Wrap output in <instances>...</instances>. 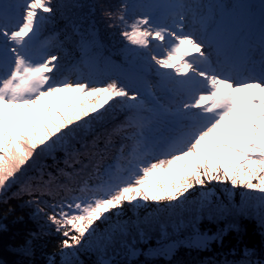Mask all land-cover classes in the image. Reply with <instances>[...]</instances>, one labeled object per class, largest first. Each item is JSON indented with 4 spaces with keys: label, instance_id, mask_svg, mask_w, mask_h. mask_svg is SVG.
<instances>
[{
    "label": "snow or ice",
    "instance_id": "snow-or-ice-1",
    "mask_svg": "<svg viewBox=\"0 0 264 264\" xmlns=\"http://www.w3.org/2000/svg\"><path fill=\"white\" fill-rule=\"evenodd\" d=\"M70 2L0 0L4 215L16 212L11 200L23 201L61 237L62 257L94 249L98 264H109L104 255L117 244L138 255L128 238L146 232L139 219H122L129 210L153 201L150 224L190 203L204 208L214 193L202 189L213 181L243 189L237 211L251 207L264 220V0H93L90 15L127 41L124 62L102 54L94 24L80 32L69 21L65 41L79 55L65 64L67 51L41 35ZM118 113L123 122L100 133ZM213 238L197 233L195 242ZM32 239L20 248L26 255Z\"/></svg>",
    "mask_w": 264,
    "mask_h": 264
},
{
    "label": "trees",
    "instance_id": "trees-1",
    "mask_svg": "<svg viewBox=\"0 0 264 264\" xmlns=\"http://www.w3.org/2000/svg\"><path fill=\"white\" fill-rule=\"evenodd\" d=\"M92 2L93 0H71L68 6L61 10L63 16L57 13L53 23L48 25L43 31L41 40L51 38L55 43L61 44L68 53L64 60V63L67 64L70 57L79 55L78 52H75L73 46L65 41V35L71 31L69 21L78 25L77 30L80 32H86L94 24L93 30L96 32V39L102 45L100 49L102 54L116 63H123L122 49L127 45V41L119 34V29L109 27L99 12L90 15L89 4ZM111 2L117 3L118 0H111ZM75 39L76 37L73 35V40ZM153 43L156 42L153 41ZM52 50L56 51L55 48ZM72 78H76L75 74H72ZM107 106L106 104L105 107ZM123 120L124 115L118 113L115 120L109 122L106 126L98 127V131L103 133L105 127L110 129L113 125L122 123ZM117 143H119V140H117ZM99 146L103 148V141L100 142ZM42 163L49 165L50 167L46 170L55 174V165L51 158L43 160ZM105 163H113V160L109 158ZM59 167H64L62 161L59 163ZM222 187L233 190L230 180L227 185L213 181L208 185V188L202 189H213L215 193L219 192L222 194V199H218L221 201L218 205L228 210L226 211V217L219 224L226 228L225 233L220 238L210 241L206 247L197 246L195 236L197 233L204 236L213 234L214 230L217 232V224L213 223L205 215L200 217V219H195L194 215H192L194 218L187 214L178 215L182 213H174L171 216H167L162 214V212L148 225L142 221L141 227L146 232L143 240L137 231L133 232V235L128 238L129 243L133 239L136 240L135 247L138 250V255L129 259L125 256L124 250L117 244L113 249L108 250L104 255V259L109 261V264H246V262L264 264L263 230L250 217L242 213L236 215V209L243 205L241 196L237 192L236 198L231 200L228 196L226 197ZM199 189L200 186L197 185V188L192 189L188 195L195 192L196 196H193V200L198 199ZM22 203L23 201L11 200L10 204L16 208V212L8 216L4 215L5 209L0 206V264H50V260L51 264H65L59 252V240L61 237L46 225L45 220L34 219L33 209L21 208L19 205ZM148 204L151 206L148 210L154 205L156 206L152 201H148ZM139 213L144 218L148 216L146 210H141ZM165 217L168 218L165 219ZM133 218L136 217L132 210H129L122 217L123 220L135 221ZM99 223L100 221H98ZM152 225H154L153 228H151ZM185 225L188 226L184 227ZM162 227L166 232L170 233L171 237L162 235ZM174 228L179 232L176 235L173 233ZM210 228H214V230L210 231ZM31 233H36L37 238L32 239ZM29 239H32L31 254L26 255L20 251V248ZM163 245H174V250L170 257L149 255L152 249ZM245 250H248L250 255H245ZM100 255L94 249L80 251L82 258L80 264H98Z\"/></svg>",
    "mask_w": 264,
    "mask_h": 264
},
{
    "label": "rangeland",
    "instance_id": "rangeland-1",
    "mask_svg": "<svg viewBox=\"0 0 264 264\" xmlns=\"http://www.w3.org/2000/svg\"><path fill=\"white\" fill-rule=\"evenodd\" d=\"M176 63H179V61H177ZM169 71H172V70H169ZM109 102H112V101H109ZM102 110V109H101ZM250 129H248V128H246V127H242L241 129H240V131L241 132H246V131H249ZM15 190V189H14ZM228 189L227 188H225V187H222V191L226 194V197L228 196L229 197V199H231V200H234L235 198H236V196H237V192L238 193H240V192H243L244 190L243 189H238V190H236V189H233V190H231V194H229V191H227ZM202 191H211L212 193H214L213 195H211L210 197H209V200H210V204H208L207 206H205L204 208H201L200 206H199V204H189L187 207H186V209L185 210H182V211H177V212H175V213H182V214H178L179 216H182L183 214H187V215H190L192 218H194L192 215H194L195 216V219H200V217H202V216H206V217H208L213 223H215V224H217L218 225V228H217V232L214 230V228H210L209 230L210 231H213V234H206V235H204V236H207V237H215V238H213V239H210L209 240V242L210 241H212V240H214V239H216V238H220L224 233H225V231H226V228H223L221 225H219V224H221V220H223L225 217H226V211H224V212H222V211H220V209H223V207H221L220 205H218V203L219 202H221V201H219L218 199L219 198H221L222 199V197H223V195L222 194H220L219 192H217V193H215L214 191H213V189H210V190H202ZM195 200H197V199H195ZM151 201V200H150ZM153 202V201H152ZM242 207V206H241ZM156 208V206L154 205L150 210H146V212H147V215L149 216V213L150 212H152L153 211V209H155ZM183 212H185V213H183ZM132 213L135 215V217L136 218H133V219H135V220H137V219H139L140 220V222L141 223H143L142 221H144V217H143V215H141L140 213H134L133 211H132ZM162 214H164V215H167V216H171V215H173L174 213H169V212H163ZM237 214H239V212L237 211V209H236V215ZM243 215H245V216H248V217H250V219L251 220H254V221H256L257 223H258V225L260 226V228L263 230V232H264V220H262L261 219V215H260V213L257 211V210H255V209H253V208H251V207H245V209H244V212L242 213ZM145 215V214H144ZM159 215H161V213L159 214ZM147 216V217H148ZM177 216V215H176ZM157 218V217H156ZM168 217H165V219H167ZM98 223V222H97ZM144 224H147L148 225V223H145L144 222ZM155 225V224H154ZM154 225H152L151 226V228H153L154 227ZM163 226V225H162ZM188 225H185L184 227H187ZM163 227H165V226H163ZM162 227V228H163ZM173 233H175L174 235H176L177 233H179L178 232V230L176 229V228H174L173 229ZM133 232H136V230L135 229H133ZM170 233L169 232H166L165 230H164V228L162 229V235H167L166 237H171V235H169ZM208 242V243H209ZM158 248H160V247H158ZM158 248H155V249H158ZM83 250H85V251H87V250H89V249H86V248H82V249H80L79 251H77V252H75L74 254H72V255H70L69 257H67V258H64V257H62V260H63V262L65 263V259H67V262H68V264H80L81 262H82V258H81V256H80V251H83ZM152 250H154V249H152ZM151 250V251H152ZM69 251H71V250H69ZM173 253V252H172ZM156 256V255H155ZM163 256V255H162ZM167 257H170V256H167Z\"/></svg>",
    "mask_w": 264,
    "mask_h": 264
}]
</instances>
